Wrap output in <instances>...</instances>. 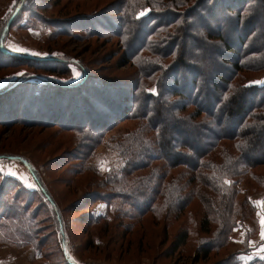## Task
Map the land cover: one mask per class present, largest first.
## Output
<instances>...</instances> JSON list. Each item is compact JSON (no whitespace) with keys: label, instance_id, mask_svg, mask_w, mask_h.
Listing matches in <instances>:
<instances>
[{"label":"trees","instance_id":"1","mask_svg":"<svg viewBox=\"0 0 264 264\" xmlns=\"http://www.w3.org/2000/svg\"><path fill=\"white\" fill-rule=\"evenodd\" d=\"M175 1L178 7L173 8L188 9L184 15L190 23L184 24L180 13L170 11L173 8L169 5L175 4L170 0L156 28L162 31L161 39L167 45L158 51L144 37V24H140L135 32L139 45L134 51L138 52L131 57L138 64L132 80L118 83L115 89L102 85L85 88L90 82L89 71L79 62L84 75L81 86L55 85L48 80L37 86L14 81L0 91V120H21L41 128L75 132L90 155L117 124L124 120L139 122L137 128L116 141L124 168L104 178L103 187L114 199L142 215L180 213L189 205L198 210L192 202L201 199L205 210L199 232L212 235L200 242L198 254L199 259H207L230 244L241 222L252 220L256 210L248 191L244 192L245 180L255 182L258 189L264 188V176L255 175V170L264 166V83L250 85L239 77L246 72L264 71V40L257 46L264 30V0H200L195 10L188 8L190 0ZM197 19L200 26L194 24ZM259 19L263 20L262 27L257 25ZM126 24L123 35L128 46L131 32ZM148 29L147 33H155L154 28ZM161 39L159 45L165 43ZM146 57L157 60L146 66L148 73L140 67ZM171 57L172 65L166 66L163 62ZM25 60L44 67L57 61ZM202 61L207 67L201 66ZM151 78L154 92L148 93L139 81ZM28 88L36 91L29 98ZM128 90L134 94H127ZM190 108L194 110L189 114ZM176 168L187 172L168 178V170ZM32 177L44 199L53 203L40 178L36 174ZM9 180L2 182L0 177L3 188ZM3 188L0 186V227L4 229V221H9L20 224L23 233L24 220L29 216L34 219L35 215L28 213L34 203L30 200L20 209L24 217L19 219L14 208L16 196L10 200ZM86 201L90 205L104 203L96 193L87 196ZM210 223L214 225L213 233ZM32 231L37 234L36 225ZM189 232L177 234L174 251L185 244Z\"/></svg>","mask_w":264,"mask_h":264},{"label":"rangeland","instance_id":"2","mask_svg":"<svg viewBox=\"0 0 264 264\" xmlns=\"http://www.w3.org/2000/svg\"><path fill=\"white\" fill-rule=\"evenodd\" d=\"M173 1L175 4H170V8L178 7V1ZM199 1L190 0L188 8L194 9ZM169 3L170 0H0V52L15 57L6 58L0 53V91L14 81L37 86L48 80L55 85L81 86L84 75L79 62L89 71L90 82L85 88L102 85L115 89L118 83L128 81L136 73L138 64L136 58L131 57L138 52L134 51L139 45L136 41L139 35L137 37L135 32L140 24H144V37L151 42L154 51L167 45V41L161 39L162 31L156 28ZM170 11L181 14L184 24L190 23L184 15L188 9L180 7ZM125 23L131 32L128 46L123 35ZM194 24L201 25L198 19ZM257 25L262 27L263 20L259 19ZM148 28H154L155 33H147ZM159 39L165 43L159 45ZM262 40L264 30L257 46ZM19 57L22 59H17ZM26 58L57 61L44 67L30 63ZM173 60L171 57L163 63L171 66ZM154 61L157 60L146 57L140 67L148 73L146 66ZM194 66L198 69V63ZM201 66L207 67L203 61ZM239 77L241 82L261 85L258 82L264 81V71L246 72ZM139 82L146 92H154L152 78ZM27 92V98L36 93L32 88ZM126 93L134 94L130 90ZM126 102L128 107L132 106L127 99ZM193 110L190 108L188 113ZM6 122L0 120V177L2 182L7 179L10 182L4 183L5 188L2 183L0 186L9 199L16 196V206L12 207L19 219L24 217L21 212L30 200L34 204L28 213L35 216L24 220L26 229L23 233L20 224L4 221L5 228L0 227V264H237L231 257L242 251L248 230L245 227L253 224L252 221L257 227V217L261 221L264 216V207L254 203L263 199L264 188L258 189L255 182L246 179L242 186L244 192L248 191L256 210L252 220L238 225L228 246L207 259H199L200 242L212 235L207 237L199 232L205 210L201 199L192 202V205H198V210L189 205L180 213L153 215L145 212L142 215L123 201L114 199V195L103 187L104 178L117 175L124 168V158L116 148V141L137 128L139 122L124 120L117 124L104 135L92 155L84 150L86 145L78 140L75 132L57 127L41 128L39 124L30 125L21 120ZM77 144L80 148H75ZM185 172L183 168L168 170V178ZM32 174L40 178L41 186L53 203L44 199ZM255 175L264 176V166L257 168ZM95 193L104 203H87V196ZM35 225L37 234L32 231ZM210 228L213 233L211 223ZM186 230L190 231L187 241L174 251L177 234ZM256 233L257 229L249 236L256 237ZM258 248H264V239H258V244L247 248L246 252Z\"/></svg>","mask_w":264,"mask_h":264},{"label":"crops","instance_id":"3","mask_svg":"<svg viewBox=\"0 0 264 264\" xmlns=\"http://www.w3.org/2000/svg\"><path fill=\"white\" fill-rule=\"evenodd\" d=\"M259 201L264 202V197H263V199L260 198ZM260 207H264V204H262ZM256 214L258 216V213H256ZM248 226L249 227H245L248 230L245 232L244 242L241 245L242 251L236 252L238 254L235 255L233 257V259H236L237 264H264V259H261V257H264V251H261L260 248H258V250H250L249 253L246 252L247 248L251 249L256 244H258V239H260V241L262 240L261 239V233H260V226H261L260 218L257 217V227L254 224H249ZM256 229H257L256 237H250L249 235L254 233ZM256 240H257V242H255Z\"/></svg>","mask_w":264,"mask_h":264},{"label":"snow or ice","instance_id":"4","mask_svg":"<svg viewBox=\"0 0 264 264\" xmlns=\"http://www.w3.org/2000/svg\"><path fill=\"white\" fill-rule=\"evenodd\" d=\"M18 51H24L23 49H17ZM34 55L36 53H33ZM17 75H24L23 73H18ZM76 75L78 76L79 74L76 73ZM258 83H264V81H260ZM256 206H261L262 204H264V202L258 201V202H254ZM261 213H258V216H260ZM261 239H264V216H261ZM261 251H264V248H261ZM261 259H264V257H261Z\"/></svg>","mask_w":264,"mask_h":264}]
</instances>
